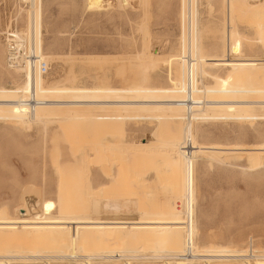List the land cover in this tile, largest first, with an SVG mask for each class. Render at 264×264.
<instances>
[{
	"label": "rangeland",
	"instance_id": "obj_1",
	"mask_svg": "<svg viewBox=\"0 0 264 264\" xmlns=\"http://www.w3.org/2000/svg\"><path fill=\"white\" fill-rule=\"evenodd\" d=\"M123 1L125 3L120 6L89 9L85 0H45L46 5L42 8V47H48L54 57L59 56L63 59L75 56L76 59L68 57V61L73 62L69 63L72 64L71 66L56 57L57 60L54 57H50L51 60L44 58L48 70L41 77L49 82L57 78L60 80L62 78L63 82L73 79L80 88L86 89V95L83 92L85 97L97 93L94 95L97 96L96 98H112L121 95L120 92L118 93L120 89L128 88L133 91L138 85L147 89H167L173 80H178L175 78H179L181 86L186 88V65L178 63L173 66L166 56L171 53L184 56V52L187 51V36L191 32L190 39L192 37L194 40L191 39L193 51L190 49V57L192 58L193 55V58H200L198 51L200 50L201 59L204 61L201 64L203 66L196 68L195 79H192L194 82H191L194 84L192 88L197 89L194 91L195 97L200 99L215 97L214 93H210L211 96L206 93L205 96L204 91V93L198 91L201 85L209 88L220 81L233 86V95L241 94L239 98L253 100L262 97L254 92V89L264 83V0ZM188 8L193 12L191 16L190 13L188 14ZM15 10L16 5L13 0H0V30L8 25L11 14L10 23L15 22L20 31H24L28 6H22L16 15V21ZM183 39H186L185 43ZM195 40L198 43L197 47L194 46ZM0 48L3 49V59H0L1 68L5 69L4 45L1 40ZM155 49L166 61L161 60L162 63L151 68L146 73L144 83L140 79H143V75L139 70L136 54H139L140 50L149 52ZM90 55L98 56L99 59L104 55L105 58L104 61L102 58L103 62L98 63L99 60L95 56L88 58ZM77 57H81V61H77ZM94 58L98 61L93 62ZM87 59H92L93 65L91 61H89L90 65L88 61L84 62ZM179 70L180 77L175 74ZM12 77L22 80L21 73L17 74L7 67L6 71L0 74V84L11 87ZM97 84L102 88L99 86L97 88ZM93 89H97L96 93H92ZM241 89H248L251 94L247 92L238 94ZM101 90H104V94L98 92ZM49 94L51 95L46 93L49 97H54L53 93ZM56 94L60 96L59 98L72 95L68 93L63 97L67 93L63 96L62 92L61 95ZM152 94L161 95V93ZM152 94L151 96H154ZM138 95L142 94L138 93ZM106 114L103 113L101 116L105 115V118L108 115ZM95 115L92 116L93 118L91 115L89 117L83 115L80 120L47 122L43 123L44 125L42 122L31 123L27 124L28 127L23 124H15L14 127L9 122L0 121V216H12L14 208L18 205L33 212L38 211L39 208H43L45 212H56L60 205L56 200L59 196L62 200L65 198L63 204L70 202V207L73 208L78 207V200H82L85 204L94 203V206L100 202V204L104 203L102 204L104 207L97 203L100 205L95 206L97 209H90L88 213H84L87 226L81 230L75 229L78 234L87 238L85 242L94 244L85 247L89 251L95 250V247L100 245L99 243L95 246V243L102 241L100 231L104 226L108 228V224L111 226L115 224L116 232L118 230L125 235L122 243L118 241L121 238H109L108 241L115 240L127 245L135 242L138 233H140L138 236L145 233L153 236L154 226L163 225L166 220L172 221L173 236L161 241L160 245L178 247L180 238H177V235H182L184 232V219L187 220L188 217L185 213L182 215L174 213L179 211L176 208L170 217L161 205L163 201L166 203L175 200L182 194L180 192V187L183 188L180 177L182 167L177 158L169 162L172 163L171 165L162 163L168 162L165 153L171 149L173 143H177L179 128L183 124L173 121L177 123L174 127L175 124L169 120L167 129L166 122L162 121V125L154 119H119L120 115L117 117L116 114L113 119V115L110 114L109 119L106 117L97 121ZM222 118L192 120L196 152L191 176L193 193H190V218L193 220L191 238L194 242L198 240L196 243L199 245L203 244L205 239H209V242L214 241L212 243H231L236 250L243 248L251 238L258 248L260 246L264 249V118L253 117L249 121ZM106 120L109 122L107 123ZM111 120L116 121L114 123L119 127L117 124L113 125ZM142 139H148L152 144L154 142L159 154L151 156V159L146 156V161V158L139 159L132 146L135 147V144ZM133 152L135 155L132 154ZM178 186L180 191L177 189ZM168 198L171 199L167 200ZM73 201L77 204L75 205ZM67 206L69 205L66 204L65 207ZM75 210L73 209V213ZM159 210L164 212L165 217L163 213H157ZM71 219L69 223L73 225L81 222L76 216ZM155 221H158V224ZM146 224L151 225L147 227ZM210 236L213 238L211 239ZM14 237L10 239L15 241L20 236L17 234ZM28 237L31 240V237L26 235L27 241ZM181 248L183 250L184 246ZM76 249L78 250L76 256L68 255L70 258L67 255L46 256L45 253V256H41L42 259L37 258L39 262L36 264H43V260L49 261V264H77V262L82 264L85 260L89 261L88 264H113L115 261L116 264H123L122 261L128 260L119 259L118 255H115L117 252L105 257L103 256L107 254L105 252L102 256L93 254L92 258L87 259L89 251H85L84 247ZM145 250L140 248L138 254L134 252L133 257L130 255V262L155 264L156 261H160L157 260L160 257H153L149 249ZM9 258L12 259L10 264H19L21 257H8L7 259L11 261ZM229 262L232 260L220 259L213 261L212 264Z\"/></svg>",
	"mask_w": 264,
	"mask_h": 264
},
{
	"label": "bare ground",
	"instance_id": "obj_2",
	"mask_svg": "<svg viewBox=\"0 0 264 264\" xmlns=\"http://www.w3.org/2000/svg\"><path fill=\"white\" fill-rule=\"evenodd\" d=\"M23 1L28 6V15H27L24 31L21 33L25 34V35H27V34L32 35V36L34 35L35 42L37 44V48L40 50V53L43 56V58L49 59L50 57L51 58L54 57V56H52V53L49 52V48L48 47L43 48L42 44H41L42 43L41 42L42 8L46 5L45 0H23ZM188 1L190 2L191 0H188ZM85 2H86L85 4H87L89 9H91V8H93V9L107 8L109 6L112 7V5L120 6V5L125 3V1H123V0H85ZM189 2H187V3H189ZM87 6H86V8H87ZM188 7H190V5H188ZM189 13H190V16L193 14V12H191L190 9L188 8V14ZM183 14H184V12H183ZM190 19H192V18H190ZM189 23H190V25H192L191 22H189ZM188 28H189V26H188ZM190 33L191 32L188 33L187 40L185 39L187 41V47H186L187 48V51H186L187 54H186V52H184V56H182V55L179 56L178 53L177 54L171 53L172 52L171 51L170 52L171 54H168L169 56H166L167 59L173 63V66H174V64L177 65L178 63H182V65H184V66L186 65V68H187V69L185 68L187 70V81L185 80L187 82V84H185V85H187L186 88H185V86H183V87L181 86V82L179 81L180 80L179 78H175L178 80H173V82H171V85L169 84L170 87L167 89H152V88L147 89L141 85H140V87L138 85V88H137V86L132 85V87H136L137 89H135L133 91L129 90L128 88L127 89H120L118 91V93L120 92L121 95H117V96L112 97V98H110V97L96 98L97 96H94V95L97 94L96 93L97 89L92 90V93L94 92L96 94H93L90 97H85L83 95V92H85L86 89L80 88L76 84V82H74L73 79H71L69 81L67 80L68 82L67 81L63 82V81H61L62 78H61V80L57 78V80L55 79V81L49 82V81H46V79L42 78L43 74H41L40 72L35 71V73L33 75L31 72L28 73L26 70H25L24 74H21L22 80H19L18 78H14V77L11 78V81L13 84L11 87H6V86H3L0 84V121H6V123L9 122V124L14 125V127H15V124L16 125L17 124L18 125L23 124V126L28 127L27 124H31V123L35 124V123L42 122V124H43V123H47V122L48 123L49 122L50 123L59 122V121L65 122V121H68L69 119H72V120L73 119H79L83 115L88 116V117H89V115H91V118H93L92 116L94 114H96L95 116L97 117V121H98V120H103L102 118H104V116H105V115L101 116L103 113L108 114V115L106 114L107 119H109L110 114H111V116L113 115L112 118L114 119L115 118L114 115L116 114L117 117H118V115H120L119 119H122V118L123 119H146V120L147 119H154L158 123H161L162 121H164V122H166V125L168 123H170L169 120H171V122L176 121V122H179L178 124H183L182 126L180 125L181 128H179L180 132L177 135L178 136L177 143H173L171 146V149L165 153V157H166L165 159L168 162L162 163L164 165H171L172 163H169V162H172L173 159L175 160L177 158L180 161V164L182 167V173H181L180 177L182 178L183 186H182V184H180V185L183 188H181L180 186L177 187V189L180 187L181 191H180V189H178V190L182 194H180L179 197L176 198L175 200H172V201H169L166 203L164 201L163 202L161 201L163 203L161 205L162 209L167 211L169 213L170 217H171V214L173 213L174 208L179 210V211L174 212V213H177V214L181 213V215L183 213H185L186 214L185 216L188 217L187 220H185L186 218L184 219V222H185L184 232L182 233V235H177V238H180L179 246L178 247H161V245H160L161 241H163L164 239H168V238L173 236V234H172V232H173L172 221L166 220L163 225L159 224L158 226H154V232L152 234L153 236H150L148 233H145L143 235L138 236L140 233H138V234L135 233L136 234V238L134 239L135 242L133 244H127V245L121 244L122 241H124V240H122V238H124L123 236H125V235L118 230L116 232V230H115L116 225L113 224L112 225L113 227H112L111 224H108V226H107L108 228H106L104 226V228H102L100 231V236H102V239L101 238L100 239L102 241L95 243V246H96V244H99V243H100V245L95 247V250H91L92 247H90L91 251H89L88 249H86L87 247H89L88 245L91 246L94 244H92V243L89 244V243L85 242L87 240V238L82 236V234H78L75 229L77 228V229L81 230L85 226H87V223H85L86 219H85L84 213L85 212L88 213V211L90 209L91 210L97 209V208H95V206L98 207V206L104 204V203H102L103 201H101L102 204H100V202H97L100 205H97V203H96L94 206L93 202H95V201H91L93 203L92 205H91V203L88 204L87 201H86L87 204H85L84 202H82V200H78V198L76 197V199L79 201V202H77V200L75 199V202L78 203V205H77L78 207H76V206H75L76 208H73L72 206L70 207L71 204H69L70 203L69 201H68L69 203L65 202L66 204L69 205V206L65 207L66 204L62 203L65 201V198H63V200H64L63 201L62 197H60L58 195L59 197H57V198H59V199H56V200H58V203L61 206L59 205V207H57L58 209L56 212H50V211L45 212V210H43V208H39L38 211L33 212V211H29L24 206L18 205L14 208V213H12L13 214L12 216H8V215L7 216H0V264H10V262H12V259L9 258L11 260V261H9L7 259L8 257H13V258L14 257H17V258L21 257L19 259L20 260L19 264H31V263L36 264L39 262L37 258H39V257L41 258V256H45V253H47L46 256H48L50 254L51 256H56V257L57 256H64L65 257L66 255L67 256L73 255V254L75 255V253L78 252V250L76 248H80V247H82V248L84 247V249H86L85 251H89L87 253V259L92 258L93 254H97L98 256H102V254H104L103 252L107 253V254L103 255L104 257L110 256L112 253L114 254V252H117V254H115V255H125V256L129 255L127 257H130V255H131L133 257L135 253H137V254L139 253L138 250L140 251V248L143 249L144 251H146L145 249H149V251L151 252L150 255L153 257H162L165 252H167V254L169 253V255H174V254L182 251L181 246H185L188 244V239L191 236H193L192 235L193 234V229H192L193 220L190 218L191 217L190 216V214H191L190 193L191 194L193 193V192H191V189H192L191 188V176H192V166L194 164L193 163L194 162V155L196 152V149H195L196 148V146H195L196 141H195V137L193 135L192 120L193 121L196 119L212 120V119H216V118H218L216 120H219L220 117L221 118L224 117L225 119H227V118H230L233 120L234 119H239V120L240 119H242V120L248 119V121H249V119L251 120V118H253V117H257L259 119L264 118V83L262 86L254 89V92H257V94H260L262 96L259 99L247 100V99H243L241 97L239 98V96H241V94L239 96L237 95L238 97L236 95H233V93H234L233 86H228V84L225 81L216 82L213 86H210L209 88L201 85L200 91H198V92L204 91L205 96L208 93L209 94L214 93L216 96L211 98V99H207V98L200 99V98H197L194 96V94H195L194 91H196L197 89H193L194 87L192 88V86L194 84H191V82L192 83L194 82V81H192V79H195L194 75L196 74V70H197L196 68L203 66L201 64L204 61H203V59H201V53H200L201 51L200 50H198L199 54H200V58L199 57L193 58V55H192V58L190 57L191 56L190 53H191V51H193L191 49L193 47L191 39H193V38L191 37V39H190V35H191ZM184 34H185V32H184ZM185 40H184V43H185ZM197 44H198L197 40H195L194 46L197 47ZM191 45H192V47H191ZM183 48L185 49V47H183ZM190 49H191V51H190ZM140 51L141 52L139 54L138 53L136 54V55H138L137 58L139 61L137 60V58H135V59H136V63L139 62L138 63V65L140 67L139 70H141V73L143 75L142 76L143 79L142 78H140V79L142 81H144V83H145L146 82L145 76H147L146 73L151 68H153L154 66H157L158 63L159 64H160V62L162 63L161 60L166 61V59L165 58L162 59L163 57H161L159 51L156 49L153 51H149V52H147V50H145V51L143 50V52H142V50H140ZM4 53H5L4 54L5 66L3 65V67H5V69L1 68L2 63L0 61V74L3 71H6L7 67L10 68L11 70H13L14 72H16L17 74L20 73V69L15 68V67H10L7 64L5 47H4ZM182 53L183 52H181V54ZM195 55L197 56L198 54L196 53ZM92 56L90 55L88 58H91ZM101 56H99V57H101ZM55 57L57 59H60L59 56H55ZM65 57H67V56H65ZM68 57H70V56H68ZM68 57L63 58L64 60L60 59V61L62 60L64 63H66V65L69 63H73V62H69L70 60L68 61V59H69ZM95 57L97 58L98 56H95ZM204 57H205V55H204ZM51 58L49 60H51ZM70 58L73 59V58H75V56L73 58L71 56ZM80 58L77 57V61H81ZM84 58H85V56H84ZM102 58L104 61V58H105L104 55ZM102 58L101 59L97 58L99 61L95 58H94V61L92 59L91 60L93 62H95V60H97L99 63L102 61ZM0 59H3V49L2 48H0ZM106 59H107V57H106ZM110 59H112V57ZM91 60L87 59L84 62L88 61V64H89V61H91ZM207 60H208V58H207ZM73 61H76V60H73ZM92 61H91V65H93ZM101 64H103V63H101ZM69 65L72 66V64H69ZM177 68L180 69L179 67H177ZM185 69H182V70H185ZM200 69L201 68H199V70ZM180 70L177 73L175 72V74L179 75ZM200 71H203V70H200ZM205 73H207V72H205ZM71 76H72V74H71ZM179 77H180V75H179ZM196 78H197V76H196ZM183 80H184V78H183ZM195 82H196V80H195ZM144 83L140 82V84H142V85ZM182 84H183V81H182ZM95 85H93L92 87L94 88ZM98 86L102 88V86H100L99 84H97V88H98ZM32 88H34L35 96L37 98L41 99L42 102L37 106L28 107V106L24 105L21 102V100L28 94L27 90H30ZM184 88H185V91L183 90ZM103 91L104 90H101L98 92L103 93ZM108 91H110V90H108ZM108 91H105V92L108 93ZM61 92L63 93L62 96L65 93H67L63 97H66V95H68V93H72V95L71 94H70V96L68 95L67 98H59L60 96L59 95L57 96L56 93L60 94ZM243 92L249 93V90L248 89L247 90L241 89L238 92V94L243 93ZM46 93H48V95H51L49 93H53L52 95L54 97H51V96L49 97L48 95H46ZM138 93H141L142 95H138ZM149 93H151V94L152 93H155V94L161 93V95L159 96L157 94L156 95L152 94L154 96H151V94L149 95ZM163 93H165V94H163ZM54 94H56V95H54ZM249 94H251V93H249ZM44 95L48 96V98H46ZM85 95H86V92H85ZM243 95L244 94H242V96ZM98 96H101V95H98ZM210 96H211V94H210ZM243 97H245V96H243ZM89 113H91V114H89ZM97 113H101V115L100 114L97 115ZM85 116H84V118H85ZM95 116H94V119H96ZM106 117L104 119H106ZM117 117H116V120H117ZM84 118H82V119L86 120ZM98 118H101V119H98ZM118 121H120V120H118ZM106 122H107V120H106ZM111 122H112V120H111ZM114 122H116V121H114ZM114 122H112L113 125H116L117 123L115 124ZM176 124L173 126L174 127L177 126ZM166 125H164V126H166ZM64 126H66V125H64ZM117 126H118V124H117ZM168 127H169V125H167V129H168ZM135 145H136L135 146L136 148L134 146H132V147H133V149H135L134 152H136L137 156H139V159L142 158L144 160L146 158V156L148 157V159L149 158L151 159V156L154 157L155 155L159 154V150L155 147V143L153 142V144H152V141H150L148 139L139 140ZM42 148H43V146H42ZM134 152L132 154H134ZM129 155H127V156H129ZM134 157H136V156H134ZM156 157H155V159H156ZM213 157L211 156V158H213ZM146 160H147V158L145 159V161ZM152 160H154V159H152ZM131 162H133V161H131ZM154 165H156V164H154ZM148 169L149 168H147V170ZM68 170H69V168H68ZM71 172L73 173V171H71ZM61 173H60V175H61ZM67 173H68V171H67ZM78 174H79V172H78ZM63 175H65V174L63 173ZM64 180H66V179H64ZM58 184H60V183L58 182ZM84 184H86V183H84ZM60 186H61V184H60ZM82 188H83V186H82ZM67 189L69 190V188H67ZM89 191H88V193H89ZM177 194H179V193H177ZM158 195H156V196H158ZM63 196H65V195H63ZM95 196H97V195H95ZM170 199L168 198L167 200H170ZM92 200H94V199H92ZM95 200L97 201V198ZM98 200H100V199H98ZM157 200H158V198H157ZM75 202H74V204H75ZM62 205H65V206L63 207ZM41 206H42V204H41ZM47 208H49V207H47ZM77 208H79V209L76 211L75 209H77ZM155 208H156V206H155ZM73 209L75 210L74 213H73ZM157 213H163V217H165L164 212L162 210L157 211ZM74 216L79 218V220L81 222L74 224V225L69 223L71 217L73 219ZM155 223L158 224V221H155ZM109 225L111 227H109ZM146 225H147V227H149L151 224H146ZM210 233H211V231H210ZM17 234L20 237L16 238L15 241H12V239H10V238L16 236ZM26 235L30 236L31 240L28 237L29 240L27 241V239L25 238ZM211 235H212V233H211ZM208 236H205V238L206 237L208 238ZM109 238L110 239L111 238H113V239L114 238H116V239L121 238L118 240L121 243L118 241H115V240H112L111 242H109L108 241ZM210 238L212 239L213 236L212 237L210 236ZM195 240H196V238H195ZM208 240L205 239V242L203 244L199 245L198 243H196L198 240L196 242H194L193 239L190 238V245L196 249L197 253H204V254H208V255L219 256L218 260L226 259L227 256H231L232 254H234V252L237 251L234 248V244L218 243V242L212 243L214 241L209 242ZM105 241L108 243H106ZM201 241H203V240H201ZM206 241L209 243H207ZM250 241H252L251 238H249L247 240V243ZM152 242H153V244H151ZM84 244H86V245H84ZM241 245L242 244H240V246ZM102 246H104V248ZM93 248H94V246H93ZM259 248H260V246H259ZM118 252L121 254H119ZM99 253H101V254H99ZM81 255H83V254H81ZM137 256H139V255H137ZM73 257L74 256H72V258ZM140 257L142 258L143 255ZM83 258H85V257H83ZM112 258H114V257H112ZM36 259H37V261H36ZM114 259H116V258H114ZM60 260H62V259L60 258ZM60 260H58V261H60ZM50 261H52V260H50ZM43 262H44L43 264H49V261L43 260ZM53 262H54V260H53ZM93 262H95V261H93ZM115 262L113 264H116ZM122 262H124V261H122ZM83 263L88 264L89 261L85 260ZM192 263H193L192 259H177L172 264H192ZM229 263L231 264L233 262H229ZM229 263H227V264H229ZM77 264H81V262H77ZM161 264H170V261L164 260V261H162ZM217 264H219V263H217ZM257 264H264V256L260 257L257 260Z\"/></svg>",
	"mask_w": 264,
	"mask_h": 264
},
{
	"label": "built area",
	"instance_id": "obj_3",
	"mask_svg": "<svg viewBox=\"0 0 264 264\" xmlns=\"http://www.w3.org/2000/svg\"><path fill=\"white\" fill-rule=\"evenodd\" d=\"M13 1L16 5L14 13V20L16 21V15L22 6H27V4L23 0ZM2 8H4V5ZM10 15L9 24L0 30V40L5 47L7 64L10 67L20 69L21 74H24L25 70L28 73L31 72L33 75L35 71L45 74L48 70V64L37 48L34 35L22 34L15 22L13 24L10 23L12 19ZM21 102L28 107H33L39 105L42 100L35 96L34 88H32ZM190 238L182 251L174 255H164L157 258L160 261H156L155 264H161L164 260H168L172 264L177 259H192L194 261L193 264H212L213 261L215 262L219 259V256L197 253L196 249L190 245ZM263 256L264 249L258 248L252 240L246 243L243 248L238 249L234 254L225 258L232 260L233 264H257V260ZM118 257L121 260L128 259L123 264H137L136 262H130L131 257L125 255H118Z\"/></svg>",
	"mask_w": 264,
	"mask_h": 264
}]
</instances>
